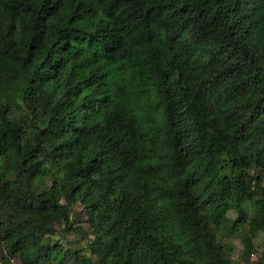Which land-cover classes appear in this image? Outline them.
Returning <instances> with one entry per match:
<instances>
[{
  "label": "trees",
  "instance_id": "1",
  "mask_svg": "<svg viewBox=\"0 0 264 264\" xmlns=\"http://www.w3.org/2000/svg\"><path fill=\"white\" fill-rule=\"evenodd\" d=\"M260 236L264 0H0L2 260L264 264Z\"/></svg>",
  "mask_w": 264,
  "mask_h": 264
},
{
  "label": "rangeland",
  "instance_id": "2",
  "mask_svg": "<svg viewBox=\"0 0 264 264\" xmlns=\"http://www.w3.org/2000/svg\"><path fill=\"white\" fill-rule=\"evenodd\" d=\"M231 218H234V214L229 215ZM51 241L53 244L59 242V244H62L63 248H72L75 249V251L80 255L79 257L81 259H92L94 260V256H92L91 250L89 249L87 244V241L85 240L84 235H75L72 232L68 233L67 235L58 233L54 237L51 238ZM226 243H228L232 247V261L237 262L239 258V254L242 252V246L237 239H231L227 240ZM264 254V236H260V238L256 241V252H254L250 257V262H258L261 258V255ZM78 260L73 259L71 264H77ZM0 264H22L21 261L14 257L10 258L8 260H2L0 258Z\"/></svg>",
  "mask_w": 264,
  "mask_h": 264
}]
</instances>
